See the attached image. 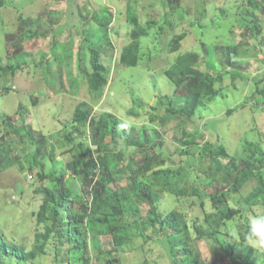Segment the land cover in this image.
I'll list each match as a JSON object with an SVG mask.
<instances>
[{
  "label": "rangeland",
  "instance_id": "374dc122",
  "mask_svg": "<svg viewBox=\"0 0 264 264\" xmlns=\"http://www.w3.org/2000/svg\"><path fill=\"white\" fill-rule=\"evenodd\" d=\"M248 1L1 0L0 64L15 66V72L0 75V242H14L27 251L37 240L43 242V251L28 259L2 252L0 264H171L174 252L169 256L159 242L165 236L144 222L155 206L161 215L175 209L189 224L196 221L209 230L201 239L194 237L192 226L188 231L200 264H264V249L240 239L246 212L264 204L258 200L247 209L244 200L258 178L264 181V158L256 160V155H264V0H257L256 8ZM129 5L139 22L153 21L140 38L135 66L119 61L122 46L130 40ZM61 25L55 37L54 29ZM91 49L108 67L99 96L87 84ZM185 51L197 55V73L168 78L165 70ZM206 73L214 76L216 93L193 110V78ZM78 107L88 119L110 112L133 126L136 144L108 142L104 151L89 123L73 120ZM179 108L181 112L168 114ZM186 135L192 137L189 142L184 141ZM244 141L258 146L251 158L255 176L239 190L226 191L215 209L209 195L226 186L245 164L249 150ZM77 143L89 148V167L97 155H106L117 192L103 191L96 197L89 191L91 184L85 191L78 186L81 196L74 207L84 202L89 214H99L114 205L131 213L119 217L109 212L106 221L83 223L79 239H86L87 263L83 254L67 252V242L56 245L54 235L47 240L35 236L45 229L37 220L42 194L34 189L54 184L38 179V173L61 172L63 182L75 185ZM214 143L222 145L225 154H209ZM186 160L192 163L185 166ZM160 169L166 173L156 174ZM92 173L95 180L101 169ZM149 177L186 192L177 195L157 187ZM228 207L237 212L215 230V217L205 220L206 214ZM125 231L129 237L123 244L104 252L112 248V235ZM67 258L75 262L67 263Z\"/></svg>",
  "mask_w": 264,
  "mask_h": 264
},
{
  "label": "trees",
  "instance_id": "16d2710c",
  "mask_svg": "<svg viewBox=\"0 0 264 264\" xmlns=\"http://www.w3.org/2000/svg\"><path fill=\"white\" fill-rule=\"evenodd\" d=\"M248 2L254 8L258 6L257 0H249ZM127 9L128 23L131 25V29L129 31L130 40L122 46L119 55V61L126 66H135L139 58L140 38L146 34L147 29L153 24V21L148 20L145 23H141L133 13L134 8L129 5ZM19 18H23L22 14H19ZM62 28L63 26L61 25L57 30L54 29L55 37L59 36ZM196 58L197 55L190 51H185L177 54L173 62L165 70V74L168 78H174L175 76L185 78L190 77V75H195L197 73V69L195 67ZM90 61L91 70L87 72V84L90 88V92L94 96H99L101 93V89L107 82L106 71L108 67L100 61L99 53L92 49ZM14 72L15 66L11 64H0V75L12 74ZM222 74L223 73H218V76L221 77ZM214 81L215 78L210 73H206L199 78H193V86L190 88V90L195 94V100L192 106L193 110L196 109L197 106L202 104L204 98L207 97L208 99H210L215 95L216 89L213 85ZM261 92H264V90H261ZM19 109L20 105L18 106L17 110ZM170 110L171 111L168 113L169 115H175L177 112H181V108ZM3 117L4 116H2V118ZM73 120L78 125H84L88 122L91 128L94 129L95 135H97L99 140L101 141L100 146H102L101 148L104 151L109 150L108 142L118 144V141L123 139L127 146L136 144L132 140L131 134V131L134 127L126 125L124 121L119 120L117 117H114L110 112L102 113L96 120L95 118L88 119V114L78 107L73 114ZM107 137L109 138L108 140ZM191 138V135H186L184 141L189 142ZM67 140L70 143H72L73 141V139L68 135ZM245 144L247 145H245L244 148L249 150L248 154L244 157L245 164L234 171L226 186L215 188L209 195L212 205L215 209H219L222 198L225 196L226 191L231 190V188L239 190L243 183H245L251 176H255V169L252 165L251 158L255 157V150L258 146L256 143H252L249 141L245 142ZM75 147L77 150V152L74 154L75 161L73 164V170L76 179L75 185L72 186L69 183L66 184L65 182H63V175L61 172L55 173L53 175L38 173V179H48L50 181H53L54 184L51 187L40 186L34 189L35 192L37 191L42 194V203L39 207L37 220L43 224L45 229L42 234L36 233L35 236L37 239L43 237L45 240H47L51 235H54L56 245L59 246L60 244L64 243V241L67 242L68 244H70L67 252L69 254H83V259L87 263L89 257L85 251L87 247L86 239H79L80 235L85 232V230H82L83 223L85 221H106L109 212L113 215L116 214L119 217H129L131 213L123 211L118 206L113 207L114 205H110V207H107L106 212L99 214L95 212V210H93L92 213L89 214L88 208L84 204V202H81V207H74V200L81 196V193H79V187L80 189L84 190L87 189L86 187L91 184V189H89V191L93 192L96 197L100 196L101 192L103 191L112 195H115V193L117 192V188L113 182V178L115 176L112 174V171L108 170L106 155H97L98 160L96 161H98V164L96 163V161L91 160V167H89V165L85 162V155L88 152L89 148L84 149L83 145L80 143L75 144ZM216 150H218L220 154H225L223 146L217 143H214L210 146L209 154H212ZM160 151L163 152V150L161 149ZM261 158H264V155L262 153L256 155V160H260ZM191 163V160H186L185 166H189ZM97 167L101 169V174L97 179L94 180L95 173H92V169ZM129 170L134 171L130 167ZM161 172L166 173V169H160L155 173L157 174ZM149 180L154 183L155 186L165 190H172L177 195L185 194L186 192V190H184L183 188L177 190L173 189L172 183L170 181H165L162 183L156 182V180L152 179V177H149ZM89 191L87 190L88 193ZM191 192L194 194L197 193L196 187H192ZM199 199L202 205L203 203L201 201V198ZM244 200L245 207L247 209H249L251 205L257 203L258 200H264V181L262 180V178L257 179L256 185L245 195ZM155 209L153 216L146 217L144 222L146 224V228L156 226L157 230H159V232H161L165 236L164 238H161L159 242H161L165 247L166 252L169 254V256L174 252V255L170 256V263L200 264L197 253L189 245L188 231L190 226H192L195 233L194 237L196 239H201L204 236V232L209 230L204 229L202 224L197 223L196 221H193L189 224L185 215L175 209L169 210L164 215H161ZM216 211L218 213H207L205 216V220H209V218L213 216L215 217V230L221 225V222L223 220L231 219L232 216L237 212V210L235 208L233 209L232 207ZM134 222L137 225L139 234L142 235L144 230L141 228V225H139L140 223H138L137 219H134ZM244 232L240 233V239L242 241H246L244 238ZM128 237L129 233H126V231L122 234H113V243L111 245L112 248H107L104 250V252L112 253L113 251H116L117 246L123 244L125 239ZM40 250L43 251V242L38 244L37 240L36 244L33 246V249L27 251L25 250L24 246L20 244L7 241L0 242V253L3 252L6 254H14L21 259L32 258L36 254V252ZM64 261H66L67 263L75 262L70 258H67ZM0 263H2L1 259Z\"/></svg>",
  "mask_w": 264,
  "mask_h": 264
},
{
  "label": "clouds",
  "instance_id": "9594fccd",
  "mask_svg": "<svg viewBox=\"0 0 264 264\" xmlns=\"http://www.w3.org/2000/svg\"><path fill=\"white\" fill-rule=\"evenodd\" d=\"M245 215V240L251 247L264 249V204H258L254 210H249Z\"/></svg>",
  "mask_w": 264,
  "mask_h": 264
}]
</instances>
